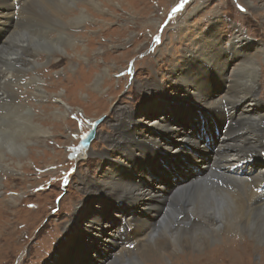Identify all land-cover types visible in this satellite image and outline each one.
<instances>
[{
	"label": "rangeland",
	"instance_id": "1",
	"mask_svg": "<svg viewBox=\"0 0 264 264\" xmlns=\"http://www.w3.org/2000/svg\"><path fill=\"white\" fill-rule=\"evenodd\" d=\"M70 1L63 12L64 15H71L72 20L70 17L66 18V25L61 24L66 33L63 43L61 42L63 51L52 52L53 56L50 59H46L44 53L41 54L37 60L41 65L33 71L34 75L24 74L25 78L23 77L20 83L18 95L20 102L24 103L21 107H24L25 111L31 109L36 121L47 119L44 125L52 132L45 139L39 137L36 140L32 137L27 140L32 141L26 144L30 158L21 167L12 170V167L11 169L6 163L0 162L1 169L3 168L0 169L2 186H0V264H67L71 258L69 250L77 239H74V235L70 239H65V226L80 208L81 201L85 210L78 214H83V219H77L78 214L73 219L77 223L82 222L81 226L86 225L85 222L92 224L90 222L92 218L87 217L101 211L97 206L99 202L105 206L110 204L112 209H117L116 212H107L110 215L106 217L110 219V228L115 231L116 242L119 245L123 243L122 237L127 238L132 228L123 220V207L115 204L123 203L122 198L117 196L121 193L117 192L116 195L105 191L100 196L92 193L93 197H89V194L85 193L86 187L81 177L89 174L93 178L102 177L101 169L103 171V168H110L113 157H121L120 150L110 146L105 138L117 134V130L112 127L116 119H119L118 125L121 123L127 125L128 112L123 111L130 109L138 121L134 124L135 129L142 128L146 131L168 112L172 113V117L179 120L178 122L182 121L179 119L182 114L184 119L192 114H203L194 113L197 110L196 106L192 107V112L191 110L187 112L186 105L194 101L188 97L191 87L181 84L177 77L175 79L173 77L176 74L175 70L181 72L182 68L177 69V66L182 65L186 58L197 77L196 87L208 88L211 81L216 80L218 97L229 84V89H232L230 80L235 84L243 82L242 76H237V73L252 67L253 63L257 64L261 80L260 84L258 83L257 94L263 103V106L258 105L257 112L260 110V114L264 113V0H187L178 11L173 9L181 0ZM250 1L259 5L254 12L248 5ZM15 8L18 9V6ZM40 16L39 20H43L44 16L41 14ZM78 17H82L81 20ZM76 20L80 22H75ZM49 23L53 27L46 30L45 34L49 33L51 37L58 36V27L61 25ZM212 25H216L215 31L219 38H222L217 42V45L224 49H220L222 54L220 59H216L217 49L213 48L212 39L205 37L211 31ZM240 36H246L260 44L257 51H251L255 57L248 59L245 67L241 66L244 64L239 65L238 60L231 58L227 62V53L231 49L229 44ZM201 38L206 46L200 42ZM202 46L208 47V51ZM193 58L197 59L192 61ZM222 76H227L228 83L220 82L219 78ZM38 78L42 82L41 93L36 89L38 85L30 83L28 85L30 79L37 84ZM154 84L163 85L165 93L177 97L180 104L170 101V98L155 95L157 88ZM164 96L167 97L165 94ZM60 97L64 98L66 102L64 106L71 113L68 112L65 119L58 124L53 113H56L55 109L62 104ZM170 104L176 108L173 109ZM16 111L17 108L11 107L3 110L8 115H14ZM100 117L104 118L97 126L90 149L88 148L85 156L84 154L79 156V153L77 155L81 138L90 129L93 121ZM217 120L225 124L227 122L223 118H214L210 115L208 126ZM218 123L220 122H216L210 128H215ZM26 128L24 125L22 132ZM201 130L193 129L199 140ZM216 145L220 149H225L219 140H216ZM206 149L213 151L212 146H207ZM190 150L192 152V149ZM193 153L208 156L196 150H193ZM195 155L193 157H196ZM213 155L217 157L218 153L215 152ZM8 161L11 162V159ZM170 162H165L166 168ZM188 162L186 166L181 161L177 164L176 169L180 176L198 169L192 166V162ZM201 167L206 168L205 165ZM147 172L150 174V170L147 169ZM241 175L246 176L244 172ZM170 179L173 181L172 177ZM140 183L144 184V181ZM245 199L247 194H243V200ZM86 200L90 202L87 204ZM113 200L116 202L112 203ZM105 213L100 212L98 215H107ZM254 213V210L249 213L243 206L234 214L239 227L227 226L226 221L219 216L215 233L211 234L209 230L198 233L200 240L206 235L209 238L206 251L209 249L210 254L215 253L212 262V258L208 259V262L206 257L202 258L201 255H206L205 252L200 253L203 247H196L193 251L200 254L189 252L188 256H180V263H174L175 258L182 252L167 245L165 248L170 254L163 256L164 258L151 254L150 260L146 263L264 264V241L262 239L257 241L253 237L256 236L255 228L261 230L262 235L264 229L255 225ZM185 215L180 216L179 220L184 219ZM119 216L122 219L118 220ZM119 231L122 235L120 237ZM162 231L163 228L156 239L166 238L160 236ZM225 234L229 237L225 238ZM92 235L84 231L77 237L86 239ZM142 238L144 237L139 238L140 242ZM187 238L188 236H180L183 242ZM63 241L66 245L57 256V248ZM151 243L149 251L153 248L154 241ZM117 247L115 246L114 250ZM54 257L56 260L52 262L50 259ZM104 262H112L111 257L106 256ZM115 262L116 260L113 263L116 264Z\"/></svg>",
	"mask_w": 264,
	"mask_h": 264
},
{
	"label": "bare ground",
	"instance_id": "2",
	"mask_svg": "<svg viewBox=\"0 0 264 264\" xmlns=\"http://www.w3.org/2000/svg\"><path fill=\"white\" fill-rule=\"evenodd\" d=\"M254 1L248 2L253 12L258 5ZM69 2L71 1L0 0V162L9 165L10 167H8H12V170L21 167L30 158L28 156L30 152L26 146L32 142L27 141L29 138L33 137L38 140L39 137L45 139L51 135V129L44 125L47 119L44 121L42 119L43 122L36 121L31 109L25 111V108L21 107L24 106V103L20 102L18 91H20V83H22L24 74L34 75L33 71L41 65V62L37 61L41 54L44 53L46 59H50L53 56L52 52L63 51L62 40L66 37V33L61 24L66 25V18L70 17L72 20L71 15H64L63 12ZM15 6H18V9ZM40 14L44 16L43 20H39ZM80 18L82 17H78V19ZM49 22L61 25L58 27V36L51 37L49 33L45 34L46 30L53 27ZM75 22L80 21L76 20ZM215 30L216 25H212L211 31L205 37L213 40H211V44L213 48L217 49L215 51L216 59H220L222 57L220 49L223 48L221 45H217V42L222 38H219ZM202 41L203 38L200 42L205 45ZM259 45L246 36L236 37L229 44L231 49L227 53V62L231 58L238 60L239 65L244 64L241 66L245 67V62L255 57L251 51L256 50ZM205 46H202L203 49L208 51V47ZM196 59L193 58L192 61ZM256 65L253 63L252 67L242 69V73H237V76H242L243 82L235 84L233 80H230L232 89H229V84L228 88L218 97L216 80L211 81L208 88L204 87L205 84H203L204 88L196 87L198 86L197 77L186 58L182 65L177 66V69L182 68L181 72L178 73L175 70L176 74L173 77L174 79L177 77L181 84L191 87L188 97L194 101H190L186 105L187 112L190 110L192 112V107L196 106L197 110L194 113L203 114L190 113L192 117L189 116L187 119H184L182 114L180 118L178 117L182 121L178 122L179 120H175L172 117L173 114L168 112L161 116L156 124H152L149 131H146L142 128L135 129L134 124L138 121L129 111L130 109L123 111V113L128 112L127 125H123V123L118 125L119 119H116L112 127L117 130V134L105 138L110 146L120 150L121 157H113L110 168H103V171L101 169L102 177L93 178L89 174L81 177V180L86 187L85 193L89 194V197L100 196L105 191H110L112 194L117 192L123 194H116L122 198L123 203L115 204L123 207V220L132 228V232L127 238L122 237L123 243L119 245L116 242L115 231L110 228V219L107 218L110 215L107 212H116L117 209H112L110 204L105 206L101 202L97 206L101 208L100 212H106L107 215H98L100 212L93 216L88 215L87 219L92 218L90 220L92 224L85 222L86 225L81 226L82 222L77 223L76 220H73L78 212L85 210L81 201L80 208L65 226V239H70L73 235L74 239H77L72 244V249L69 250L71 258L67 264H114L115 260L116 264H147L146 261L150 260L151 254L159 257L170 254L165 248L167 245L182 252L175 258L174 263L179 262L180 256H185L189 252L196 255L205 252L206 255H201L202 258L206 257L207 262L212 258V262L215 253L210 254L209 249L206 251V243L209 242V238L207 235H202L200 240L198 233L206 230H209L211 234L215 233L219 216H222L227 226L237 227L239 222L234 218V214L243 206L248 209L249 213L252 210L255 211V220L253 221L257 227L264 229V192L258 191L259 187L264 184V113L260 114V110L259 113L257 112L258 105L263 106V103L257 94L261 80ZM219 79H221V83L225 81L228 83L227 76H222ZM38 80L39 82L36 84L34 80L30 79L28 85L29 83L38 85L36 89L41 93L42 82L39 78ZM154 85L157 88L154 92L155 95L170 98V101L180 104L177 97L165 93L163 85ZM63 99L60 97L62 104L55 109L56 113H53L58 124L65 119L64 117L69 112L64 106L66 102ZM6 107L17 108V111L14 115H8L3 112ZM171 107L176 108L175 105H171ZM210 115L229 121L224 132L219 130L222 133L221 136L216 138L212 135L209 137L211 144L216 147L212 152L208 151L203 142L193 133V129L208 126ZM119 116L121 117V115ZM221 124L225 127V123ZM24 125L27 128L22 132ZM216 140H219L225 149H220L215 143ZM176 146L181 147L176 148ZM88 148L78 147L77 155L79 153V156L82 154L85 156L90 149ZM193 150L206 153L208 156L195 155ZM215 152L218 153L217 157L213 155ZM192 154L196 157H193ZM9 159L11 162L8 161ZM178 160L184 166H186V162H192V166L198 169L195 172L191 171L192 173L189 175H183L185 179L181 180L176 176V166L180 162L176 163ZM166 161H171L168 168L165 167ZM202 165H205L206 168H202ZM146 168L150 170V174ZM242 172L246 176H242ZM142 180L144 184L140 183ZM243 194H247L245 201ZM85 202L88 204L90 201L86 200ZM114 202L116 200H113L112 203ZM184 214H186L184 219L179 220V217ZM77 219H83V214H78ZM119 219L122 218L119 216ZM161 228L163 231L160 236L163 235L166 238L159 240V237L157 239L156 237ZM84 231L93 234L91 238L79 239L77 237ZM254 231L256 236L253 237L257 241L261 239L264 241V235L260 234L261 230L255 228ZM182 235L188 236L185 242L180 240ZM118 236H122L120 231ZM138 237L144 238L140 242ZM228 237L229 235L225 234V238ZM152 240L154 245L149 251ZM64 243V241L61 242L57 248V256L66 245ZM115 246L118 247L114 250ZM196 247H203V249L200 253H196L193 251ZM106 256H110L112 262H104ZM187 259L185 260L187 261ZM50 260L53 262L56 258Z\"/></svg>",
	"mask_w": 264,
	"mask_h": 264
},
{
	"label": "water",
	"instance_id": "3",
	"mask_svg": "<svg viewBox=\"0 0 264 264\" xmlns=\"http://www.w3.org/2000/svg\"><path fill=\"white\" fill-rule=\"evenodd\" d=\"M104 117H100L98 119H95L90 127V129L84 134V136L81 138L78 147L80 148H87L90 146L91 141L95 138L96 136V130L97 126L100 122H102Z\"/></svg>",
	"mask_w": 264,
	"mask_h": 264
},
{
	"label": "snow or ice",
	"instance_id": "4",
	"mask_svg": "<svg viewBox=\"0 0 264 264\" xmlns=\"http://www.w3.org/2000/svg\"><path fill=\"white\" fill-rule=\"evenodd\" d=\"M186 2H187V0H181V3L179 5H177V7L173 9V11H178L180 8L183 7V4Z\"/></svg>",
	"mask_w": 264,
	"mask_h": 264
}]
</instances>
